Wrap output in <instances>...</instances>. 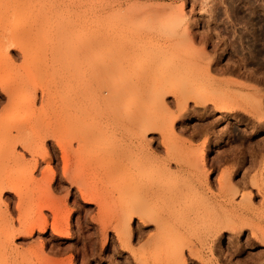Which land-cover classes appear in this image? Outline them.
<instances>
[{
  "label": "rangeland",
  "instance_id": "rangeland-1",
  "mask_svg": "<svg viewBox=\"0 0 264 264\" xmlns=\"http://www.w3.org/2000/svg\"><path fill=\"white\" fill-rule=\"evenodd\" d=\"M20 1L0 0V95L6 85L21 80L29 85L25 91L12 93L11 98H0V115L7 114L0 116V151L4 153L12 146L3 139L6 133L15 137L20 133L17 140L22 141L16 143L19 161L2 159L0 152V180H14L19 192L6 189L2 194L0 211L8 213L9 221L0 222V234L19 230L21 218H26L29 226L31 218L41 214L49 226L46 231L36 229L31 236L17 234L9 243L16 248L15 253H8L9 249L1 253V245L7 242L0 235V244L5 241L0 245V264H17L21 260L25 264H40V260L68 264H180L181 249L186 264H264V119H259L258 110L255 113L258 107L254 109L251 100L240 99L239 110L225 113L212 105L188 100L184 110H178L173 94L177 89L194 90V71L198 73L197 66L209 63L218 83L234 80L233 90L245 91L249 97L262 95L264 102V0H83L81 4L80 0H65L70 5L77 2L82 8L76 14L82 22L69 27L76 35L72 36L77 39L97 35L92 41L88 38L90 43L86 39L89 45L84 39L86 47L82 46L83 40L82 45L81 40L73 41L69 29L66 33L62 29L64 21L76 19L69 8H65L67 17L65 9H56L60 14L56 10L53 13L56 0L54 4L53 0H29L26 5ZM106 1L113 2L111 9ZM47 7L52 14L45 11ZM172 11H183V22L189 26L192 40L183 38L182 28L168 15ZM67 33L69 39L65 37ZM240 36L244 40L255 37L259 48L256 46L254 54L244 48L245 41ZM113 37L121 47L118 50L113 48ZM84 49V56L70 58L73 51ZM201 53L209 58L202 60ZM162 81L173 90L158 99L168 110L157 111V99L148 89ZM119 86L130 89L122 99L124 106L122 100H115ZM114 106L118 109L115 114ZM131 111L133 122L122 131ZM24 121L32 128L17 132V125ZM148 122L152 126L149 131ZM115 126L116 132L111 131ZM38 130L40 138L35 132ZM22 143L37 145L34 146L39 147L40 154L32 155ZM200 145L206 149L204 163L199 166L195 150ZM44 146L51 152L49 162L42 157ZM62 149L68 158V176L63 175ZM36 159L38 165L32 169ZM76 179L81 187L73 182L78 183ZM200 182L208 183L209 189H199ZM80 188L89 198L97 193L101 203L86 204ZM169 193H179L178 199L175 195L177 200L170 198ZM55 220L68 234L53 231L50 224Z\"/></svg>",
  "mask_w": 264,
  "mask_h": 264
},
{
  "label": "bare ground",
  "instance_id": "bare-ground-1",
  "mask_svg": "<svg viewBox=\"0 0 264 264\" xmlns=\"http://www.w3.org/2000/svg\"><path fill=\"white\" fill-rule=\"evenodd\" d=\"M20 1V0H19ZM27 1H29V0H22V3L21 4H23V5H26L27 3H29V2H27ZM51 1V0H50ZM57 1V2H56ZM53 0V4H54V2H56L55 3V6H53V8L52 9H54V11L56 10V9H65V8H69L71 11L70 12H73V13H75L74 14V16L76 15V14H79L80 13V9H82V8H80V5H78V3L77 2H75L74 3V5H70L69 3H67V1H65V0ZM70 1V0H69ZM78 2H79V0H77ZM90 0H88V2H89ZM105 1V0H104ZM121 1V0H120ZM232 1V0H231ZM21 2V1H20ZM81 2H83V0H80V2H79V4H81ZM103 2V1H102ZM101 2V5L103 4ZM113 2H114V0H113ZM113 2L111 3V4H113ZM236 2V1H235ZM49 3H51V2H49ZM77 3V6H75V4ZM85 3V2H84ZM87 3V2H86ZM109 4V6H110V8L108 7V5H106V8L108 7L109 9H111V4L109 3V2H107L106 1V4ZM233 3H234V1H233ZM45 4V3H44ZM46 4H47V2H46ZM105 4V3H104ZM104 4L102 5L103 7H105L104 6ZM51 6H52V4H50ZM83 5V4H82ZM114 5H115V3H114ZM231 5V4H230ZM238 5V4H237ZM49 6V5H48ZM232 6L233 7H235L233 4L231 5V8H232ZM101 7V6H100ZM238 8L240 7V6H237ZM48 9L46 10L45 9V11H48V13L50 12V11H52L51 9H50V7H47ZM102 8V7H101ZM108 9V11H110ZM114 9V8H113ZM136 9H140V8H137L136 7ZM162 9V8H161ZM183 9V8H182ZM60 10L58 11V10H56V11H58L57 13L58 14H60ZM102 10H104V9H102ZM115 10V9H114ZM166 10H168V9H166ZM56 11L55 12H53V13H56ZM65 11H66V9H65ZM65 11H63V12H65ZM112 11V10H111ZM133 11V10H132ZM153 11V10H152ZM162 11V10H161ZM41 13L43 12V11H40ZM67 12V11H66ZM65 12V13H66ZM105 12V11H104ZM143 12V11H142ZM149 12V11H148ZM157 12V11H156ZM181 12V11H180ZM234 12H237V11H234ZM51 13V12H50ZM69 12H67L66 13V15L65 16H67V14H68ZM106 14H107V16H108V13H107V9H106V12H105ZM114 13V12H113ZM117 13V12H116ZM162 13V12H161ZM164 13H165V11H164ZM241 13V12H240ZM240 13H238L239 15H240ZM52 14V13H51ZM63 14V13H62ZM61 14V15H62ZM127 14V13H126ZM131 14V13H130ZM132 14H133V12H132ZM135 14V13H134ZM141 14V13H140ZM163 14V13H162ZM180 15V19L178 18V16ZM128 15H129V13H128ZM152 15V14H151ZM168 15H170V16H168V18L170 17L171 19L173 18V19H175L176 20V18L177 19H179V20H177V21H173V22H177L179 25H177L178 27H181L182 28V32L181 33H183V38L187 41V40H192V37L193 36H191V32L189 31V26H186L185 24H184V22H183V20H184V13H183V11H182V13H176V12H174V11H172V12H169V14ZM238 15V16H239ZM241 15H243L242 13H241ZM64 16V18H66ZM71 16H73V15H71ZM73 16V17H74ZM120 16H121V14H120ZM127 16V15H126ZM135 16V15H134ZM137 16V15H136ZM177 16V17H176ZM236 16V15H235ZM246 16V15H245ZM68 17V16H67ZM76 17V19H70L69 21H64V18H62L61 19V21H64L65 22V24H64V22L62 23V24H64V28H62L63 27V25L62 24H60V27H61V25H62V29H63V31L65 32L66 30H68L69 29V27L71 26V25H73V24H75V23H79L81 20H83V19H80V17L78 16L77 17V15L75 16ZM111 17H112V14H111ZM117 17H118V15H117ZM128 17V16H127ZM126 17V18H127ZM158 17V16H157ZM166 17V16H165ZM176 17V18H175ZM240 17V16H239ZM238 17V18H239ZM242 17H244V16H242ZM249 17V16H248ZM71 18V17H70ZM83 18V17H82ZM124 18V17H123ZM122 18V19H123ZM129 18V17H128ZM130 18H132V17H130ZM129 18V19H130ZM134 18V17H133ZM237 18V19H238ZM250 18H252V17H250ZM114 19V18H113ZM120 19V18H119ZM242 19H245V18H242ZM242 19H241V21H242ZM249 19V18H248ZM65 20H67V18L65 19ZM72 20V22L70 23V21ZM124 20V19H123ZM126 20V19H125ZM124 20V21H125ZM128 20V19H127ZM126 20V21H127ZM236 20V19H235ZM246 20V19H245ZM61 21H58V22H60L61 23ZM114 21V20H113ZM119 21V20H118ZM125 21V22H126ZM239 21V20H238ZM247 21V20H246ZM69 22V23H68ZM82 22V21H81ZM83 22H85V21H83ZM119 22H121V21H119ZM172 22V23H173ZM240 22V21H239ZM68 23V24H67ZM177 23H175V24H177ZM248 23H249V21H248ZM115 24H116V22H115ZM114 24V25H115ZM117 24H119L118 22H117ZM124 24H127V23H124ZM247 24V23H246ZM80 25V24H79ZM81 25H82V23H81ZM113 25V26H114ZM121 25V24H120ZM129 25V24H128ZM255 25V24H254ZM83 26V25H82ZM118 26V25H117ZM124 26V25H123ZM247 26V25H246ZM253 26V25H252ZM251 26V27H252ZM55 27H56V25H55ZM55 27H54V29H55ZM60 27H56V28H59V30H60ZM120 27V26H119ZM248 27V26H247ZM263 27V26H262ZM115 28H117V27H115ZM180 28V29H181ZM113 29V28H112ZM56 30V29H55ZM119 30V29H118ZM57 31H58V29H57ZM62 31V32H63ZM72 31V29L70 30L69 29V32L70 33H72L71 32ZM114 31H115V29H114ZM180 31V30H179ZM61 32V33H62ZM66 33V32H65ZM69 33V34H70ZM95 33V32H94ZM255 33H257V32H255ZM64 34V33H63ZM92 34V31H91V33L89 34V35H91ZM262 34V33H261ZM264 34V33H263ZM67 35H68V33L66 34V36L65 37H67ZM76 36L75 34H71V36ZM82 35V34H81ZM88 35V36H89ZM182 35V34H181ZM249 35V34H248ZM250 35H252L251 33H250ZM71 36H69L68 35V39L71 37ZM72 36V38H74ZM94 37L95 36H97V35H93ZM93 36H91L90 38L89 37H83V36H81L82 38H79L80 36H78L77 37V39L76 38H74L73 39V41L75 40V42H76V40L78 41H80V43L82 42V40H83V45H82V43L80 44V43H78V44H80V45H82V46H84V47H86V45H85V43L87 44V45H89L87 42L89 41V43H90V40L92 39V38H94ZM244 36V35H243ZM253 36H255V34L253 35ZM116 37V36H115ZM211 37V36H210ZM242 36H240V39H242L241 38ZM251 37V36H250ZM88 38L90 39V40H88ZM84 39L86 40L85 41V43H84ZM97 39H98V37H97ZM113 39H115L114 37H113ZM239 39V40H240ZM258 39H259V37H258ZM257 39V40H258ZM70 40H72V39H70ZM116 40V39H115ZM242 40H244V39H242ZM241 40V41H242ZM73 41H71V43L73 42ZM92 41V40H91ZM206 41V40H205ZM208 41V40H207ZM237 41V40H236ZM245 41V44L243 43V42H240V44L241 43H243V45H244V48L246 49H248L249 50V52L251 53L252 52V54H254L253 52H255V51H257V48H256V46H257V42L255 41V37H254V39H251V38H247L246 37V39L244 40ZM264 41V40H263ZM68 42H69V40H68ZM111 42H112V40H111ZM130 42V41H129ZM260 42H261V40H260ZM94 43V42H93ZM95 43H96V41H95ZM115 43V44H114ZM232 43V42H231ZM73 44H74V42H73ZM113 45H114V47L113 48H117V50H118V47H120L119 46V42H118V44H117V40L114 42L113 41V43H112ZM130 44V43H129ZM234 44V43H233ZM236 44V43H235ZM231 45V44H230ZM239 45V44H238ZM262 45V44H261ZM74 46V45H73ZM90 46H91V44H90ZM122 46V45H121ZM246 46V47H245ZM162 47V46H161ZM237 47V46H236ZM258 48H259V46H257ZM261 47V46H260ZM264 47V46H263ZM112 48V49H113ZM121 48V47H120ZM239 48H240V46H239ZM262 48V47H261ZM167 49V48H166ZM164 50V49H163ZM170 50V49H169ZM239 50V49H238ZM247 50V51H248ZM80 51V52H79ZM79 51H77V50H75V52L73 51V53H70L71 55H70V58L73 60V58L75 59H77L78 57H80V56H84V52L85 51H87V50H79ZM115 52H116V50H114ZM172 51V50H171ZM79 52V53H78ZM118 52V51H117ZM116 52V53H117ZM162 52V51H161ZM172 52H174V51H172ZM235 52H236V50H235ZM238 52H240V51H238ZM242 52H244V51H242ZM249 52H248V55H249ZM87 53V57L89 58V56H88V53L89 52H86ZM82 54V55H81ZM163 54V53H162ZM165 54V53H164ZM169 54V53H168ZM167 54V55H168ZM259 54V53H258ZM261 54V53H260ZM158 55V54H157ZM159 55H161L160 54V52H159ZM210 55V54H209ZM255 55H257V54H255ZM255 55H253L254 57H255ZM261 55H263V53L261 54ZM261 55H259V57L261 56ZM92 56V55H91ZM162 56H164V55H162ZM161 56V57H162ZM244 56V55H243ZM86 57V56H85ZM84 57V58H85ZM158 58H159V56H157ZM169 57V56H168ZM201 57H202V60H204V59H208L209 58V56L208 55H206V53L204 54H202L201 53ZM200 57V58H201ZM214 57V56H213ZM246 57H249V56H246ZM245 57V58H246ZM157 58V59H158ZM163 58V57H162ZM212 58V57H211ZM249 58H252V57H249ZM213 59H215V58H213ZM254 59V58H253ZM255 59H257L256 57H255ZM160 60V59H159ZM162 60V59H161ZM209 61V60H208ZM207 61V62H208ZM257 61H259L260 62V59L258 60L257 59ZM73 62V61H72ZM157 62V61H156ZM155 62V63H156ZM198 62V61H197ZM199 62H200V60H199ZM198 62V63H199ZM197 65H199V64H197ZM202 65H203V67H202ZM202 65L201 66H197L198 67V73L196 72V70L194 71V73H193V78H196L197 79V81H196V85H195V87H194V90H192V91H185L186 89H183V90H178L177 88H175V86H174V88L175 89H177V91H175V93H173V94H175L176 95V100H177V109L178 110H184V108L186 107V104H187V102H188V100H194L195 102L194 103H196L197 105H212L214 108H216V110H218V111H233V110H239L240 108H241V100H243L244 99V101H245V99H246V101H247V99L250 101H252V103H254L255 104V106H254V109L255 108H257L258 107V109H256V112L255 113H258V111H259V119H261V118H263L264 119V102H263V100H262V95H260L259 97H258V94L257 95H255V97H249L247 94H245V93H243V92H245V91H243V92H241V91H235V90H233V88H232V84L233 83H236L234 80H226V81H224V82H220V83H218L219 81L217 80V78H215L214 76H213V72L211 73V68H209V63H206V64H203L202 63ZM219 66V65H218ZM217 67V66H216ZM216 67H214L215 69H216ZM196 69V68H195ZM223 69V68H222ZM226 69V68H225ZM214 70V69H213ZM220 70V72H221V69H219ZM191 71V70H190ZM222 72H223V70H222ZM192 73V72H191ZM196 73V74H195ZM194 74L196 75V76H194ZM88 76V75H87ZM81 77H82V75H81ZM84 77V76H83ZM91 77V76H90ZM189 77V76H188ZM191 78V77H190ZM85 80H86V78H85ZM168 80V79H167ZM89 81V80H88ZM161 81V80H160ZM164 81V80H163ZM163 81H162V84L160 83H158V85H156V87L155 88H152V89H148L147 87V89H148V91L149 92H151V96H152V98H154V99H157V103H156V105H157V107H156V110L158 109H166V110H168V107H166V105H164V103H162L161 101L162 100H158V99H161V98H163V96L168 92V91H170L171 92V90H173V86L171 87H167V86H169V85H167L166 86V84H165V82H164V84H163ZM86 82H87V80H86ZM168 82V81H167ZM239 83V82H238ZM86 84V83H85ZM88 84V83H87ZM147 84V83H146ZM151 84V83H150ZM172 84V83H171ZM222 84V85H221ZM221 85V86H220ZM3 86V85H2ZM8 85H6V87L4 86V89L2 90L3 92L1 93V95H0V98L2 99V98H4V96L7 98V97H9V98H11V96H12V93L13 94H15L14 92L16 91V92H19L20 90H21V92H22V90L24 89V91H25V89H28V87H29V85L25 82V81H18L17 83H12V85H10V86H8ZM151 86V85H150ZM149 86V87H150ZM120 87V86H119ZM118 87V88H119ZM122 87V86H121ZM120 87V89H118V91H117V97H116V99L115 100H117L118 99V101H120V100H122V99H124V98H126L127 96H125V95H128L129 93V91H130V89L126 86H124L123 88H121ZM131 87V86H130ZM151 87H154V86H151ZM3 87H1V89H2ZM133 88V87H132ZM132 88H131V90H132ZM232 88V89H231ZM180 89H182V88H180ZM242 89V88H241ZM19 90V91H18ZM147 92V91H146ZM173 92V91H172ZM258 92V91H257ZM126 93H128V94H126ZM149 96H150V94H149ZM252 96V95H251ZM84 98V97H83ZM115 98V97H114ZM151 98V97H150ZM241 99V100H240ZM34 100H35V97H34ZM86 100V99H85ZM114 100V99H113ZM31 101V100H30ZM118 101L116 102V104H114V105H117V103H118ZM29 102V101H28ZM34 102V101H33ZM33 102L29 105V108H31L30 106H33ZM74 102V101H73ZM113 103H114V101H112ZM123 100L120 102L121 104H122V106H124L123 105ZM240 102V103H239ZM112 103V104H113ZM0 104H2V102H0ZM176 104V103H175ZM25 104H23V106H24ZM27 105V104H26ZM25 105V106H26ZM88 105V104H87ZM119 105V104H118ZM22 106V107H23ZM89 106H90V104H89ZM243 106V105H242ZM257 106V107H256ZM77 107H78V105H77ZM115 107V106H114ZM26 108H28V107H26ZM86 108V107H85ZM91 108V107H90ZM123 108V107H122ZM239 108V109H238ZM243 109H245L246 110V108H244V107H242ZM22 109V108H21ZM33 109V108H32ZM31 109V110H32ZM88 109V108H87ZM121 109V108H120ZM153 109V108H152ZM253 109V108H252ZM23 110H26V109H23ZM118 110V109H117ZM117 110H116V107L114 108V114H115V111L117 112ZM157 110V111H158ZM159 110V111H160ZM258 110V111H257ZM80 111H81V109H80ZM124 111H127V109H124ZM128 111H130L129 109H128ZM210 111V110H209ZM6 112V111H5ZM83 112H84V110H83ZM86 112H88V111H86ZM118 112H120V111H118ZM122 112H123V110H122ZM152 112V111H151ZM156 112V111H155ZM247 112H250L249 111V109H248V111ZM252 112V111H251ZM8 113V112H7ZM29 113H30V111H29ZM153 113V112H152ZM181 113V112H180ZM226 113V112H225ZM119 114V113H118ZM134 113H132V111L131 112H128L127 113V115H124L125 117L127 116V118H125V119H127V122H128V124H124L123 126H121V130L122 131H124V129H127L130 125H131V123L133 122V119H132V115H133ZM2 115V114H1ZM0 115V116H1ZM7 115V114H6ZM6 115H2V116H6ZM117 115V114H116ZM121 115V114H120ZM236 116V115H235ZM122 117H123V115H122ZM5 118V117H4ZM113 118H115V120H116V117H113ZM2 119H3V117H2ZM1 119V120H2ZM3 121H4V119H3ZM2 122V121H1ZM118 122V121H117ZM126 122V121H125ZM18 123V122H17ZM16 123V124H17ZM25 123V121L24 122H20L18 125H17V129H19V130H17V132H21V130H23V129H25V128H28V125L27 124H24ZM26 123H28V122H26ZM114 123H116V122H114ZM230 123V122H229ZM2 124V123H1ZM33 124V123H32ZM31 124V126H34L35 124H33L32 125ZM150 124L151 123H146V129H147V131H149L148 129L150 128V129H152V126L150 127ZM116 125V124H115ZM122 125V124H121ZM39 126V125H38ZM37 126V127H38ZM41 126V125H40ZM36 127V126H35ZM117 126H115V128H112L113 130H111V131H115V129H117L116 128ZM30 128H32V127H30ZM30 128H28V129H30ZM40 128V127H39ZM204 128V127H203ZM16 129V128H15ZM37 129V128H36ZM206 129V128H205ZM27 131V130H26ZM42 131V130H41ZM110 131V132H111ZM203 131H205V130H203ZM36 132V134L38 133L39 135H38V137L40 138L41 137V132L38 130V132L37 131H35ZM116 132V131H115ZM121 132V131H120ZM224 132V131H223ZM9 133H10V131H9ZM23 131H22V135H23ZM44 133V132H43ZM43 133H42V137L43 136H46V133H44L45 135H43ZM113 133V132H112ZM170 133H171V130H170ZM172 133L174 134V130L172 129ZM171 133V134H172ZM199 133V132H198ZM7 134V133H6ZM4 135V137H3V139L4 140H7V141H9V144L10 145H12V146H8L6 149H8L9 147H11V148H9L8 150H5L4 151V153L3 152H1V153H3V155H1L2 156V159L4 158V159H11V160H15V159H17L18 161H19V156H18V154H16L17 153V151H16V143L17 142H22L21 140H17V138H19V137H17V136H21V135H19V134H17V136L15 137V135L14 136H12V134H10V135ZM49 134V133H48ZM50 135H51V133H50ZM49 136V135H48ZM54 136H56V135H54ZM1 137V136H0ZM49 137H51V136H49ZM23 138V137H22ZM44 138V137H43ZM54 138H56V137H54ZM58 138V137H57ZM42 139V138H41ZM11 142V143H10ZM26 142V141H25ZM182 142V141H181ZM186 141H183V143H185ZM8 143V142H7ZM29 143V142H28ZM57 145H60V147H64V146H61V145H63L62 144V142H61V144H60V141H57ZM190 143V142H189ZM18 144V143H17ZM23 144V143H22ZM21 145V144H20ZM24 145V147L27 149V150H29V152L31 151V154L32 155H34V156H36L37 155V150L39 149V147L36 149V147H37V145H32V146H34V147H32L31 145V147L26 143V145H28V146H26L25 145V143L23 144ZM40 145V144H39ZM188 145H191V144H188ZM261 145H263V143L261 144ZM41 146V145H40ZM192 146V145H191ZM6 147V146H5ZM182 148H183V146H181ZM206 146L205 145H203L202 147H201V145H200V148L199 149H196L195 150V155H196V160L197 159H199V166H200V163L202 162V163H204V151H205V148ZM262 147V146H261ZM44 148H45V146H44ZM185 148V147H184ZM188 148V147H187ZM189 148H190V146H189ZM193 148V147H192ZM42 149V148H41ZM169 149V148H168ZM44 150V156H42L43 157V159H47V161L49 162V160H50V154H51V152L49 151V149H43ZM63 150V149H62ZM171 150V149H170ZM253 150V149H252ZM167 151H169V150H167ZM62 152V155H63V161L65 162L64 164V173H63V175H66V176H68V158H67V156L65 155V152H64V150L63 151H61ZM206 153V152H205ZM38 154H40V152L38 153ZM0 156V157H1ZM39 156V155H38ZM24 156H22L21 155V158L22 159H24L23 158ZM19 158V159H18ZM21 159V160H22ZM14 160H13V162H14ZM15 161L16 163H18V161ZM178 160V159H177ZM4 161V160H3ZM22 162H25V160L23 161L22 160ZM19 163H21V162H19ZM27 163V162H26ZM148 163V162H147ZM1 164V163H0ZM25 164V163H24ZM30 165V164H29ZM32 166V169H34V168H36L37 167V165H38V161H37V159L34 161V162H32V164H31ZM202 165V164H201ZM203 165H205V164H203ZM168 166V165H167ZM198 166V167H199ZM169 167V166H168ZM203 167V166H202ZM167 168V167H166ZM204 168V167H203ZM49 169H51V172H52V167H50ZM158 169V168H157ZM201 169V168H200ZM199 169V170H200ZM202 170H204V169H202ZM201 171V170H200ZM53 172H54V170H53ZM52 172V173H53ZM56 172V171H55ZM205 173V172H204ZM260 173V172H259ZM206 174V173H205ZM247 174V173H246ZM2 176V175H1ZM4 177V176H3ZM262 177V176H261ZM5 178V177H4ZM10 179V178H9ZM44 179H45V177H44ZM53 179V178H52ZM262 179V178H261ZM10 180H12V179H10ZM10 180H8L7 178L6 179H1L0 180V200H1V198H2V194H4V191L6 190V189H11V190H14V193H15V191L16 192H18L17 191V188L15 187V185L17 184L16 182L15 183H13V181L11 182ZM73 180H75V179H73ZM72 180V181H73ZM78 179H76V181H77ZM205 181V180H204ZM18 182V181H17ZM74 183H76V184H80V182H79V180H78V183L77 182H75V181H73ZM20 183V182H19ZM193 184V183H192ZM77 185V186H78ZM188 185V184H187ZM16 186H18V184L16 185ZM148 186V185H147ZM193 186V185H192ZM191 186V187H192ZM208 186H209V184L208 183H206V184H201V182H200V184H199V186H197L199 189H204V187L206 188H208ZM228 186V185H227ZM79 187H81L80 185H79ZM78 187V188H79ZM159 187V186H158ZM157 187V188H158ZM188 187H190V185H188ZM196 187V186H195ZM189 189V188H188ZM198 189V191H200ZM209 189V188H208ZM80 190V192H82L81 194L83 195V198L85 199L84 201H85V203L86 204H90V203H92V202H94V203H99V201H100V203H101V200H100V198L98 197V195H97V193H95L96 195H92V197H87L86 196V194L88 195V193L86 192H84L81 188L79 189ZM153 190H155V189H153ZM159 190V189H158ZM196 190V189H195ZM230 190V189H229ZM182 192H183V190H181ZM180 191V192H181ZM185 191V190H184ZM187 191V190H186ZM186 191H185V194H186ZM190 191V190H189ZM188 191V192H189ZM192 191V190H191ZM203 191V190H202ZM160 192H161V190H160ZM159 192V193H160ZM164 192V191H163ZM179 192V191H178ZM179 192V193H180ZM194 192H196V191H194ZM230 192V191H229ZM258 192V191H257ZM19 193V192H18ZM165 193V192H164ZM168 193V192H167ZM172 193V192H171ZM175 193V192H174ZM178 193V194H179ZM204 193V192H203ZM93 194V193H92ZM100 194V193H99ZM151 194V193H150ZM155 194H157L158 195V193H155ZM177 194V193H176ZM177 194V195H178ZM182 194H184V193H181V195ZM184 194V195H185ZM188 194V193H187ZM260 194V193H259ZM22 195V194H21ZM21 195H19V197H21ZM162 195V194H161ZM173 195H175V194H173ZM173 195L172 196H170V193H169V197L170 198H172L173 197ZM177 195H175L176 196V198L178 197ZM183 195V196H184ZM199 195V194H198ZM247 195V194H246ZM27 196V195H26ZM29 196V195H28ZM160 196V195H159ZM164 196H166L165 194H164ZM187 196V195H186ZM200 196V195H199ZM205 196V195H204ZM18 197V198H19ZM161 197V196H160ZM163 197V196H162ZM173 198H175V197H173ZM172 198V199H173ZM175 198V199H176ZM184 198V197H183ZM208 198V197H207ZM249 198H251V195L249 196ZM157 199H159V198H157ZM161 200H162V198H160ZM168 199V198H167ZM178 199V198H177ZM176 199V200H177ZM223 199V198H222ZM247 199H248V197H247ZM20 200H21V198H20ZM164 200V199H163ZM169 200V199H168ZM167 200V201H168ZM207 200H209V199H207ZM249 200V199H248ZM22 201V200H21ZM21 201H20V203H21ZM170 201V200H169ZM42 202V201H41ZM162 202V201H161ZM165 202V201H164ZM231 202V201H230ZM43 203V202H42ZM169 203V202H168ZM170 203H172V200H171V202ZM178 203H179V201H178ZM187 203V202H186ZM223 203V202H222ZM22 204V203H21ZM41 204V203H40ZM149 204V203H148ZM150 204H152V203H150ZM156 204V203H155ZM162 204V203H161ZM207 204V203H206ZM218 204V203H217ZM18 206H20L19 205V203L17 204ZM158 205V204H157ZM160 205V204H159ZM181 206V205H180ZM179 206V207H180ZM211 206H212V204H211ZM129 207V206H128ZM186 207H187V205H186ZM191 207V206H190ZM233 207V206H232ZM235 207V206H234ZM20 208V207H19ZM132 208V207H131ZM185 208V207H184ZM254 208V207H253ZM181 209V208H180ZM190 209H193V208H190ZM131 210H133V209H131ZM166 210V209H165ZM164 210V211H165ZM176 210V209H175ZM178 210V209H177ZM254 210V209H253ZM5 211V210H4ZM4 211H0V222L1 221H4L5 220V222H6V220L9 218V216H8V213H6V211L4 212ZM127 211H129V209L127 210ZM226 211V210H225ZM230 211V210H229ZM246 211V210H245ZM256 211H258V210H256ZM8 212V211H7ZM187 212V211H186ZM19 213V212H18ZM39 213V212H38ZM129 213H130V211H129ZM173 213V212H172ZM171 213V214H172ZM176 213H179L180 214V212H176ZM196 213V212H195ZM242 213V212H241ZM40 214V213H39ZM225 214V213H224ZM173 215H175L174 213H173ZM172 215V216H173ZM178 215V214H177ZM182 215V214H181ZM187 215V214H186ZM194 215V214H193ZM257 215V214H256ZM255 215V216H256ZM263 215V214H262ZM38 216H40L39 217V220L37 219L38 218ZM35 219H34V217L33 218H31V223L32 224H30V221L28 222V224H29V226H27L26 224V222H25V219L26 218H21V219H19V223H21V225H22V227L19 229V230H17L16 232H15V230H9V231H7V233H3V234H0V235H2L3 237H4V239L6 240V244H4V242L5 241H3V243H1V244H4L3 246L1 245V250L2 249H5V250H7L8 251V249H9V251H11V252H8V253H15V251H17L16 250V248H13V247H10L9 245H11V244H9L10 243V241L12 240V238H15L16 237V235L17 234H23V235H26V236H31V235H33L34 234V232L36 231V229H39V230H41V231H46L47 230V228H48V226H49V223H48V219L46 218V217H43L42 216V214L41 215H38ZM42 216V217H41ZM198 216H200L199 215V213H198ZM206 216V215H205ZM264 216V215H263ZM21 217V216H20ZM19 217V218H20ZM171 217V216H170ZM181 217V216H180ZM188 217V216H187ZM243 217V216H242ZM41 218H43V221H41L42 219ZM165 218V217H164ZM179 218V217H178ZM194 218V217H193ZM196 218V217H195ZM203 218V217H202ZM201 218V219H202ZM249 218V217H248ZM34 219V220H33ZM148 218H146V220H147ZM159 219V218H158ZM161 219V218H160ZM181 219V218H180ZM180 219H179V221H180ZM186 219V218H185ZM191 219V218H190ZM156 220V219H155ZM165 220V219H164ZM175 220L178 222V220H177V218H175ZM194 220H197V219H194ZM217 220V219H216ZM254 220V219H253ZM7 221H9V220H7ZM160 220H158V222H159ZM162 221H163V219H162ZM161 221V222H162ZM167 221V220H166ZM165 221V223H167ZM183 221V220H182ZM186 221V220H185ZM193 221V220H192ZM192 221H190L191 223H192ZM147 222V221H146ZM157 222V221H156ZM219 222V221H218ZM222 222V221H221ZM182 223V222H181ZM180 223V224H181ZM184 223V222H183ZM229 224H230V222H228ZM159 224V223H158ZM162 224V223H161ZM186 224V223H185ZM188 224H190V223H188ZM215 224V223H214ZM226 224V223H225ZM236 224V223H235ZM234 224V225H235ZM51 227H52V229H53V231L55 232V233H57V234H68V232H66V231H64L63 230V227H61V224L60 223H58V221L57 220H55L54 222H52L51 224ZM217 225V224H216ZM252 225H254V224H252ZM257 225V224H256ZM255 225V226H256ZM186 226H187V224H186ZM189 226V225H188ZM187 226V227H188ZM225 227V226H224ZM218 228H220V227H218ZM242 229V228H241ZM67 230V229H66ZM218 230V229H217ZM118 231V235L119 236H121L120 235V233H119V230H117ZM2 233V232H1ZM255 233V232H254ZM253 234V233H252ZM67 236V235H66ZM254 236L256 237V238H258L255 234H254ZM1 237V236H0ZM122 237V236H121ZM2 238V237H1ZM0 238V241L1 240H3V239H1ZM264 238V237H263ZM260 240V239H259ZM253 241H251V243H252ZM250 244V243H249ZM201 246H204L203 245V243L201 244ZM219 246V245H218ZM10 247V248H9ZM213 247V246H212ZM243 247V246H242ZM209 248V247H208ZM204 249V248H203ZM235 249V248H234ZM243 249V248H242ZM1 250H0V252H1ZM183 251L184 250H182L181 249V252L179 253V258H180V261L181 262H183L182 264H186V262H185V260L186 259H184V256H183ZM237 251H239V250H237ZM176 252V251H175ZM174 252V253H175ZM1 253H3V250H2V252ZM178 253H176V254H178ZM4 254L6 255V253H5V251H4ZM16 254H17V252H16ZM15 254V255H16ZM19 254V253H18ZM18 254H17V256H18ZM8 255H10V254H8ZM14 255V256H15ZM201 255V254H200ZM7 256V255H6ZM12 256V255H11ZM10 256V257H11ZM13 256V257H14ZM1 257V256H0ZM176 257H178V255H176ZM15 258V257H14ZM15 260V259H14ZM18 260V259H17ZM16 260V261H17ZM40 261H42V260H40ZM39 261V263L41 264H44L46 261H48V260H46L44 263L43 262H40ZM24 262V261H23ZM22 262V260H21V263H20V261L19 262H17V264H25V263H23ZM181 262H179L180 264H181ZM71 263V262H70ZM255 263V262H254ZM253 263V264H254ZM26 264H28V263H26ZM45 264H68V263H65V262H61V263H49V261L47 262V263H45ZM256 264V263H255Z\"/></svg>",
  "mask_w": 264,
  "mask_h": 264
}]
</instances>
